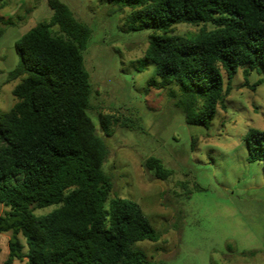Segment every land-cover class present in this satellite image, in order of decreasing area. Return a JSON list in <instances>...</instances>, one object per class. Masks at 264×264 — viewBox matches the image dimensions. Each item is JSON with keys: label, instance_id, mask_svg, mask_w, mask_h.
I'll return each mask as SVG.
<instances>
[{"label": "trees", "instance_id": "1", "mask_svg": "<svg viewBox=\"0 0 264 264\" xmlns=\"http://www.w3.org/2000/svg\"><path fill=\"white\" fill-rule=\"evenodd\" d=\"M110 2L115 12L130 10L128 31H152L146 58L158 80L149 86L176 85L175 106L188 125L207 127L218 107L226 108L240 67L245 75L264 67V0ZM47 4L50 20L15 43L19 63L7 81L20 79L12 91L17 103L0 114V207L9 209L0 212V237L12 233L3 264L24 258L28 264H155L136 245L158 242L160 232L138 203L110 197L112 179L103 169L108 148L88 114L92 84L84 53L93 31L61 0ZM179 24L202 27L180 36L174 34ZM110 122L101 119L106 134ZM246 143L248 161L264 163V130H249ZM144 166L160 180L172 175L154 156ZM52 205L58 208L34 214Z\"/></svg>", "mask_w": 264, "mask_h": 264}, {"label": "rangeland", "instance_id": "2", "mask_svg": "<svg viewBox=\"0 0 264 264\" xmlns=\"http://www.w3.org/2000/svg\"><path fill=\"white\" fill-rule=\"evenodd\" d=\"M61 1L93 31L84 53L92 84L88 114L108 148L103 169L112 179L110 197L138 203L161 234L158 242L136 248L155 264H264V163L248 161L246 143L249 130H264V67L247 69V75L240 67L226 108L219 106L207 127L188 125L175 106L180 89L149 86L158 80L146 58L152 31H128L130 10L115 12L110 0ZM47 2L0 1V114L17 103L12 91L20 79L7 81L19 63L15 43L50 20ZM201 27L179 24L174 34L194 36ZM104 116L111 117L108 134ZM152 156L172 171L168 180L146 169ZM8 210L0 207L2 215ZM105 211L109 220V203ZM11 238V232L0 237V264L9 256ZM13 264H28L27 258Z\"/></svg>", "mask_w": 264, "mask_h": 264}]
</instances>
